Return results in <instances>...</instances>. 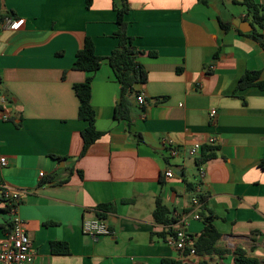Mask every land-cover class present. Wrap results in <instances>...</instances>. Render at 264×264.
Wrapping results in <instances>:
<instances>
[{
  "label": "crops",
  "instance_id": "0c3cea01",
  "mask_svg": "<svg viewBox=\"0 0 264 264\" xmlns=\"http://www.w3.org/2000/svg\"><path fill=\"white\" fill-rule=\"evenodd\" d=\"M251 1L264 7V0ZM128 2V35L144 53L138 62L148 74L136 87L146 103L131 99L130 122L115 115L121 85L108 61L118 47L113 0H93L90 9L86 0H0L1 17L24 20L18 32L0 31V93L11 117L0 111V189L21 194L18 215L33 244L32 264H235L239 249L264 263V89L237 91L247 74L264 83V46L256 38L264 30L244 0ZM87 37L104 59L92 75L103 136L80 158L87 123L79 119L74 86L89 74L72 67ZM213 137L216 158L202 168L201 153L165 154L164 141L204 148ZM45 177L54 182L41 185ZM194 195L217 216L224 254L183 257L171 245L169 232L185 222L195 242L205 229L195 219ZM158 198L175 221L170 226L154 220ZM3 208L0 241L9 223ZM98 217L112 236L83 233L84 221ZM53 243L65 252L53 253Z\"/></svg>",
  "mask_w": 264,
  "mask_h": 264
},
{
  "label": "trees",
  "instance_id": "16d2710c",
  "mask_svg": "<svg viewBox=\"0 0 264 264\" xmlns=\"http://www.w3.org/2000/svg\"><path fill=\"white\" fill-rule=\"evenodd\" d=\"M87 8L92 7L93 0H86ZM253 18V23L259 28L264 30V7L255 4L251 0H244L243 3ZM113 8L117 12V32L115 37L118 39V47L112 52L108 58L109 64L114 72L115 78L121 85V95L119 103L116 107V118L120 121H131V99L137 97L139 93L136 90L137 86L145 85L148 82V74L144 67L138 62L140 56L144 53L141 52L135 45L134 39L128 35V23L126 16L129 14L130 6L128 0H113ZM225 29H228L226 25H223ZM261 40V36H256ZM153 55V54H151ZM104 59L96 55L94 41L87 37L84 41L82 49L77 53L72 70L89 74V77L82 84L74 86L75 94L79 100V119L87 123V127L82 131L83 150L80 158L84 157L87 151L97 141H99L103 134L96 129V114L92 106V83L93 74L101 69ZM258 74H247L240 81L237 91L244 90L249 87L257 86L264 89V83H256ZM216 148L204 147L201 152L200 158L196 161L198 167H202L207 162L216 158ZM61 161L60 158H57ZM259 167L264 170V157L261 160ZM52 177H45L41 181V185L52 184ZM59 182L56 184H63ZM203 204L200 212V218L205 225V229L202 232L199 239L195 242V249L198 255H213L224 254V251L217 249V244L221 239V235L214 226V222L217 220L211 211L205 207L206 199L203 196H198ZM0 204L4 205L3 211L9 215L12 209L15 207L13 203L5 199V194L0 189ZM21 204V203H20ZM19 204V205H20ZM108 207L103 206L102 210L107 211ZM170 211L164 204L161 198L156 200L155 209L153 213L154 220L159 225L170 226L175 223L170 218ZM6 231L10 233L11 224H6ZM169 234L174 236V232L170 231ZM62 245L59 243L52 244V251L55 254H59L62 251ZM163 264H178L171 261H163ZM235 264H264L259 260L250 258L246 252L239 249L235 252Z\"/></svg>",
  "mask_w": 264,
  "mask_h": 264
},
{
  "label": "built area",
  "instance_id": "2783aa9c",
  "mask_svg": "<svg viewBox=\"0 0 264 264\" xmlns=\"http://www.w3.org/2000/svg\"><path fill=\"white\" fill-rule=\"evenodd\" d=\"M24 20L5 19L0 16V31L8 29L13 32H18L22 29ZM261 43L264 46V32L261 35ZM137 102L140 106L146 103L144 94L137 96ZM8 104L7 98L0 93V111L3 113L4 120H10L9 114L5 111ZM217 116L216 110H211L210 119L214 122ZM164 150L167 158L177 159L182 157L197 158L202 152L203 145L196 144L192 148H179L170 142H163ZM218 141L215 137L211 138L207 144L208 147L216 148ZM1 164H6V159H1ZM202 168V167H201ZM166 178L173 179L175 174L172 170L165 173ZM201 178H204L203 170H201ZM5 194V199L14 204L9 216V223L11 224V231L6 237L0 241V264H32L35 257L33 244L29 238L25 226L18 215V207L21 203V194L19 191L9 187H1ZM200 195H194L191 203L196 210L195 219L200 220V212L203 204L198 198ZM185 226L176 230L174 236H171L170 243L175 247L180 256L196 255L194 247L195 240L189 236ZM83 233L94 238H103L113 235V231L106 219L98 217L93 220H86L82 226Z\"/></svg>",
  "mask_w": 264,
  "mask_h": 264
}]
</instances>
